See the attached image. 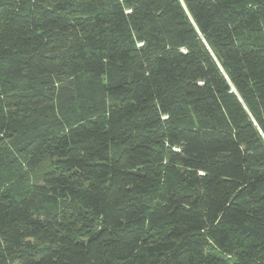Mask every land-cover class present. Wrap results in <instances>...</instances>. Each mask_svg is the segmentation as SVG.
Returning a JSON list of instances; mask_svg holds the SVG:
<instances>
[{
    "label": "trees",
    "instance_id": "16d2710c",
    "mask_svg": "<svg viewBox=\"0 0 264 264\" xmlns=\"http://www.w3.org/2000/svg\"><path fill=\"white\" fill-rule=\"evenodd\" d=\"M0 264H264V0H0Z\"/></svg>",
    "mask_w": 264,
    "mask_h": 264
},
{
    "label": "rangeland",
    "instance_id": "374dc122",
    "mask_svg": "<svg viewBox=\"0 0 264 264\" xmlns=\"http://www.w3.org/2000/svg\"><path fill=\"white\" fill-rule=\"evenodd\" d=\"M48 168V163L44 161L41 166L37 168L22 169V176L15 177L14 175L10 176V181L8 182V186L14 190L16 193H20L28 183L31 181H37L40 178L42 172Z\"/></svg>",
    "mask_w": 264,
    "mask_h": 264
}]
</instances>
